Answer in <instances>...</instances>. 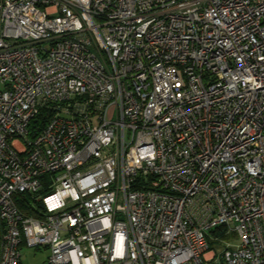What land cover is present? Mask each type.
Returning <instances> with one entry per match:
<instances>
[{
  "label": "built area",
  "instance_id": "2783aa9c",
  "mask_svg": "<svg viewBox=\"0 0 264 264\" xmlns=\"http://www.w3.org/2000/svg\"><path fill=\"white\" fill-rule=\"evenodd\" d=\"M23 248L264 264V0H0V264Z\"/></svg>",
  "mask_w": 264,
  "mask_h": 264
},
{
  "label": "rangeland",
  "instance_id": "374dc122",
  "mask_svg": "<svg viewBox=\"0 0 264 264\" xmlns=\"http://www.w3.org/2000/svg\"><path fill=\"white\" fill-rule=\"evenodd\" d=\"M231 243L237 245L238 242L235 236L231 237ZM47 255L46 249L33 250L32 248H23L22 250V263L23 264H43Z\"/></svg>",
  "mask_w": 264,
  "mask_h": 264
},
{
  "label": "trees",
  "instance_id": "16d2710c",
  "mask_svg": "<svg viewBox=\"0 0 264 264\" xmlns=\"http://www.w3.org/2000/svg\"><path fill=\"white\" fill-rule=\"evenodd\" d=\"M16 203L20 209L25 211L28 214L35 215L34 208L30 205V203L27 201L26 195H23L21 198H18L16 200ZM37 206H39L38 203H36Z\"/></svg>",
  "mask_w": 264,
  "mask_h": 264
}]
</instances>
